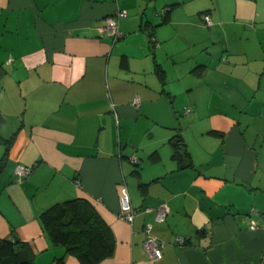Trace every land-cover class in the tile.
<instances>
[{
    "label": "crops",
    "instance_id": "0c3cea01",
    "mask_svg": "<svg viewBox=\"0 0 264 264\" xmlns=\"http://www.w3.org/2000/svg\"><path fill=\"white\" fill-rule=\"evenodd\" d=\"M71 198L114 235L98 264H264V0H0V238L53 264L40 214Z\"/></svg>",
    "mask_w": 264,
    "mask_h": 264
},
{
    "label": "trees",
    "instance_id": "16d2710c",
    "mask_svg": "<svg viewBox=\"0 0 264 264\" xmlns=\"http://www.w3.org/2000/svg\"><path fill=\"white\" fill-rule=\"evenodd\" d=\"M171 140L175 155L187 157L180 136ZM40 222L50 244L63 248V254L55 257L53 264H60L65 254L75 256L81 264H98L114 251L115 239L110 227L85 199L71 198L49 206L41 212ZM12 235L14 239L0 238V264H20L17 248H21V241H15L13 230Z\"/></svg>",
    "mask_w": 264,
    "mask_h": 264
},
{
    "label": "built area",
    "instance_id": "2783aa9c",
    "mask_svg": "<svg viewBox=\"0 0 264 264\" xmlns=\"http://www.w3.org/2000/svg\"><path fill=\"white\" fill-rule=\"evenodd\" d=\"M125 15L124 9H116L113 13L106 15L103 18V23L100 26L101 32H107L109 35H111L114 39L117 38L120 35L119 31V20L122 16ZM203 20L206 23H209L210 16L208 14L203 15ZM135 101H137V98H135ZM131 161L136 162V157H131ZM29 166H23L19 165L17 167V181L21 179V176L25 175L29 171ZM120 217L124 220L131 221L134 214L136 213V209L132 206L130 197L128 195L127 189L125 186L121 187L120 190ZM147 212H152L154 215V219L157 221H163L165 217L167 216V209L164 205H160L158 207H148L145 208ZM250 227L256 228V224L253 222ZM152 224L151 223H145L143 226V232H144V240H143V246L146 249V251L149 253V255L152 258H156L160 254L161 248L164 246V242L160 241L152 232Z\"/></svg>",
    "mask_w": 264,
    "mask_h": 264
},
{
    "label": "water",
    "instance_id": "95a60500",
    "mask_svg": "<svg viewBox=\"0 0 264 264\" xmlns=\"http://www.w3.org/2000/svg\"><path fill=\"white\" fill-rule=\"evenodd\" d=\"M15 241L18 242V238H15ZM17 255H18V261L20 264H24L27 262V257L24 253V250L20 247L17 248Z\"/></svg>",
    "mask_w": 264,
    "mask_h": 264
}]
</instances>
